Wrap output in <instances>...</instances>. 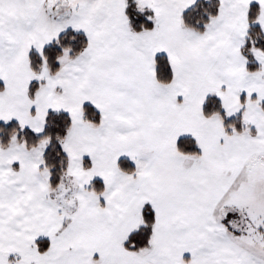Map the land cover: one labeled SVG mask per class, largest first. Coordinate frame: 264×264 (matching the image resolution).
Listing matches in <instances>:
<instances>
[{
  "label": "snow or ice",
  "instance_id": "6c2138e0",
  "mask_svg": "<svg viewBox=\"0 0 264 264\" xmlns=\"http://www.w3.org/2000/svg\"><path fill=\"white\" fill-rule=\"evenodd\" d=\"M0 264H264V0H0Z\"/></svg>",
  "mask_w": 264,
  "mask_h": 264
}]
</instances>
